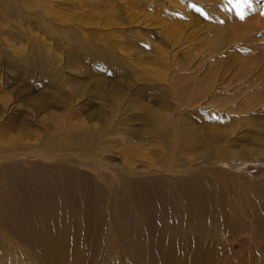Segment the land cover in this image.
Here are the masks:
<instances>
[{
    "label": "rangeland",
    "instance_id": "rangeland-1",
    "mask_svg": "<svg viewBox=\"0 0 264 264\" xmlns=\"http://www.w3.org/2000/svg\"><path fill=\"white\" fill-rule=\"evenodd\" d=\"M249 148L264 0H0V264H264Z\"/></svg>",
    "mask_w": 264,
    "mask_h": 264
},
{
    "label": "bare ground",
    "instance_id": "bare-ground-1",
    "mask_svg": "<svg viewBox=\"0 0 264 264\" xmlns=\"http://www.w3.org/2000/svg\"><path fill=\"white\" fill-rule=\"evenodd\" d=\"M238 40V39H237ZM73 51V52H72ZM71 52L73 53V56L70 58V59H73V58H75V57H77L79 54H80V51H76V50H71ZM89 55H90V57H91V59H92V62L95 64V65H97V67H99V69H103V70H106V71H109V72H111V73H113V72H116V73H119V74H123V71H122V69H120L119 67L117 68V67H114V66H111L110 67V64H109V59L102 53V52H100V51H91V50H89ZM83 73H84V75H87V76H85V77H89L90 75L92 76H94V74H93V72L91 73V72H89V73H86L85 71H82ZM80 75V74H79ZM97 75V74H96ZM81 76V75H80ZM78 80H76V81H74V82H77ZM82 81V83L83 84H85V81H83V80H81ZM76 84V83H75ZM48 86V85H47ZM49 87V86H48ZM56 89V88H55ZM54 89V90H55ZM53 89H51V91H52ZM67 93V92H66ZM62 94H63V92H61V96H62ZM72 96V95H71ZM42 97V96H41ZM66 100V99H65ZM163 106V102L161 103V105H160V107H162ZM163 109V108H162ZM164 110V109H163ZM165 112H166V114L172 119V116H171V114L169 113V111H167V110H164ZM151 115H152V118H154V115L151 113ZM209 116V115H208ZM218 116V114H213L212 115V117L211 118H215V117H217ZM227 119H225V117L224 116H222V115H220V118L218 119V120H216V121H226ZM215 121V122H216ZM222 124V123H221ZM200 130V129H199ZM76 132H77V130H76ZM130 132H131V135H134V130H130ZM137 132V131H136ZM141 132V131H140ZM200 132V131H199ZM221 132V131H220ZM203 134H205V133H203ZM77 135V134H76ZM140 135V134H139ZM144 135V134H143ZM218 135H221L220 133H211V139H216L217 137H218ZM75 136V135H74ZM137 136V135H136ZM203 136V135H202ZM222 136V135H221ZM76 137V136H75ZM218 139V138H217ZM56 142H57V140H55ZM62 141V140H61ZM52 142H54V141H52ZM214 142V141H213ZM219 143V142H218ZM62 144V143H61ZM210 144V143H209ZM213 144V143H212ZM209 148V147H208ZM216 148V147H215ZM220 149V148H219ZM250 149V148H249ZM211 149H207L206 151H210ZM213 151V153H215V155L216 156H212V158L213 159H218V158H224V157H230V155H234L235 153H232V154H230V153H227V152H225L226 154H222L221 156H218V154H216L218 151L217 150H215V149H213L212 150ZM211 151V152H212ZM205 152V151H204ZM222 152V151H221ZM206 153V152H205ZM249 155H264V150L263 149H261V150H259V149H256V148H254V149H250V150H248V151H246V153L245 154H243V155H241V154H238V156L240 157V156H249ZM207 157H209V156H207ZM151 168V167H150ZM194 181H196V180H194ZM256 226V225H255ZM257 227H259V226H257ZM255 229V228H254Z\"/></svg>",
    "mask_w": 264,
    "mask_h": 264
},
{
    "label": "snow or ice",
    "instance_id": "snow-or-ice-1",
    "mask_svg": "<svg viewBox=\"0 0 264 264\" xmlns=\"http://www.w3.org/2000/svg\"><path fill=\"white\" fill-rule=\"evenodd\" d=\"M243 2L245 3V4H248L249 3V0H243ZM250 6V5H249ZM238 16H239V18L241 19V20H243V19H245V15H246V13L245 12H243V11H238Z\"/></svg>",
    "mask_w": 264,
    "mask_h": 264
}]
</instances>
